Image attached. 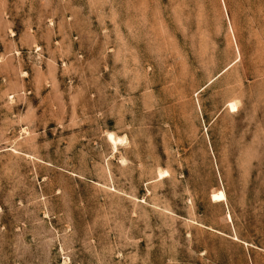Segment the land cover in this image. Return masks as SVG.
<instances>
[{"label":"rangeland","instance_id":"rangeland-1","mask_svg":"<svg viewBox=\"0 0 264 264\" xmlns=\"http://www.w3.org/2000/svg\"><path fill=\"white\" fill-rule=\"evenodd\" d=\"M0 264H264V0H0Z\"/></svg>","mask_w":264,"mask_h":264},{"label":"bare ground","instance_id":"bare-ground-1","mask_svg":"<svg viewBox=\"0 0 264 264\" xmlns=\"http://www.w3.org/2000/svg\"><path fill=\"white\" fill-rule=\"evenodd\" d=\"M231 110L232 111H237V105L232 103L231 104ZM226 200V195L224 193V191H221L219 193H216L213 195V201H216V202H223Z\"/></svg>","mask_w":264,"mask_h":264}]
</instances>
